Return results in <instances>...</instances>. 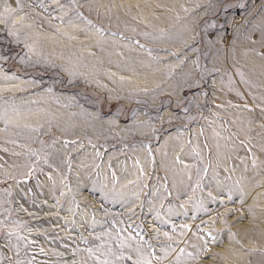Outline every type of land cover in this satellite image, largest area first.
Wrapping results in <instances>:
<instances>
[{
  "label": "rangeland",
  "instance_id": "rangeland-1",
  "mask_svg": "<svg viewBox=\"0 0 264 264\" xmlns=\"http://www.w3.org/2000/svg\"><path fill=\"white\" fill-rule=\"evenodd\" d=\"M19 2L0 264H264V0Z\"/></svg>",
  "mask_w": 264,
  "mask_h": 264
},
{
  "label": "snow or ice",
  "instance_id": "snow-or-ice-1",
  "mask_svg": "<svg viewBox=\"0 0 264 264\" xmlns=\"http://www.w3.org/2000/svg\"><path fill=\"white\" fill-rule=\"evenodd\" d=\"M16 4L19 7L20 6V2L19 0H16ZM18 9L17 8H12L8 3H7V0H5V4H4V13H0V23H8V20L10 18V16L15 13ZM23 19V17H21V20ZM13 24L16 23V21H12ZM14 35H18L16 33H13ZM129 239H131V237H129ZM124 247V244L122 243L121 244V248ZM89 253L91 254V249L88 250ZM181 252H183V249L181 250ZM111 253V249H109L108 253H105V259L103 260H100L99 257H97L96 259L99 261V264H113L112 261H110L109 259H107V255ZM123 257L121 256V259ZM177 261H179V256L177 257ZM136 264H150V261L144 259V258H141V259H138L136 261Z\"/></svg>",
  "mask_w": 264,
  "mask_h": 264
},
{
  "label": "bare ground",
  "instance_id": "bare-ground-1",
  "mask_svg": "<svg viewBox=\"0 0 264 264\" xmlns=\"http://www.w3.org/2000/svg\"><path fill=\"white\" fill-rule=\"evenodd\" d=\"M90 39V38H89ZM93 39V44H92V46H96L97 45V47L100 45L101 47H102V50H107V49H109L107 46H106V44H104V43H101L100 41V39H98L97 38V40L95 39V38H92ZM90 47V46H89ZM92 48V47H91ZM70 52V51H69ZM4 78H1L0 77V86H2L3 85V83H4V80H3ZM33 105V103L31 102V106ZM48 108V106L46 107H44L43 108V110H41L40 111V113H35L34 115H27V117H28V119H30V120H33V119H35L38 115H43L44 113H45V111H46V109ZM20 114H22L21 116H23L24 115V113H20ZM107 186V185H106Z\"/></svg>",
  "mask_w": 264,
  "mask_h": 264
}]
</instances>
